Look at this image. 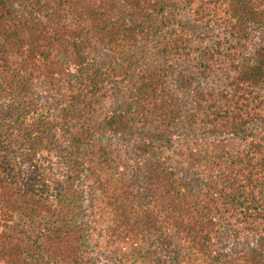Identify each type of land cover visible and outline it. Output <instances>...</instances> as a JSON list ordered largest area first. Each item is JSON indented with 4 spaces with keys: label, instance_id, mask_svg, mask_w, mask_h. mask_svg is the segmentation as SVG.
Listing matches in <instances>:
<instances>
[{
    "label": "trees",
    "instance_id": "1",
    "mask_svg": "<svg viewBox=\"0 0 264 264\" xmlns=\"http://www.w3.org/2000/svg\"><path fill=\"white\" fill-rule=\"evenodd\" d=\"M104 254L264 264V0H0V264Z\"/></svg>",
    "mask_w": 264,
    "mask_h": 264
},
{
    "label": "rangeland",
    "instance_id": "2",
    "mask_svg": "<svg viewBox=\"0 0 264 264\" xmlns=\"http://www.w3.org/2000/svg\"><path fill=\"white\" fill-rule=\"evenodd\" d=\"M31 1H33V0H31ZM177 20H179L180 22L184 23L186 28L188 27L190 29V31H193V33H197V31H195L194 28L191 25L193 23L192 16L189 13H187V11L180 12V15L177 17ZM186 34H190V33L186 32ZM212 36H213V34H212ZM149 55H150V53H149ZM101 61L102 62L104 61L105 63H109L111 61V58L108 55H105V56L102 57ZM126 88H128V86L124 85L120 89L122 91H125ZM188 93L189 92L180 91L179 92V96H184L186 98V97L189 96ZM42 94H43V92H42ZM49 94L51 95V92L48 91L47 95L43 94V96H48ZM111 144H112V148H120L122 151L126 152V154L131 159L136 160V162L139 161L138 160L139 159L138 158V154H137V151H136V147L138 146V142L136 141V139H130V140H127V141H112ZM171 156L172 155H170L168 152H165V151L164 152H160L158 154V157L164 159L170 165H172V163L168 161V157L171 158ZM42 157L47 161V160H49V157H50V159L52 158V154L43 153ZM100 261H101L100 262L101 264H114L111 254L102 255L101 258H100Z\"/></svg>",
    "mask_w": 264,
    "mask_h": 264
}]
</instances>
